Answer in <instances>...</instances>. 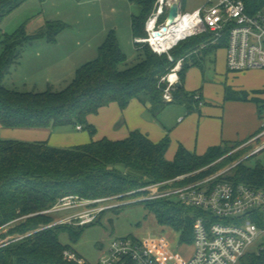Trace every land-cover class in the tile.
<instances>
[{
    "label": "trees",
    "instance_id": "1",
    "mask_svg": "<svg viewBox=\"0 0 264 264\" xmlns=\"http://www.w3.org/2000/svg\"><path fill=\"white\" fill-rule=\"evenodd\" d=\"M30 1L47 0H0V131L1 128L57 130L81 126L93 138L97 130L90 124V117L113 103L125 110L138 100L149 106L154 116L172 103L199 104L194 99L197 94L188 93L184 87L185 75L192 67H201L202 56L226 49L228 44L224 38L212 45L210 35L190 38L170 51L174 61L167 54L154 53L148 45L136 44L139 62L128 67V56L112 31L99 48L97 59L78 69L66 89L23 93L6 88L5 80L20 66L24 47L42 38L56 43L68 28L61 21H48L39 34L28 35L25 26L12 35L5 34L2 29L5 18ZM134 1L142 11L132 20L134 38H147L146 23L158 0ZM246 5L249 13L255 14L264 9V0H246ZM179 62H182L181 86L173 91V102L169 103L164 100L167 84L162 80ZM170 144L169 137L156 144L140 131L132 132L122 141L92 140L71 149L52 147L46 142L5 140L0 135V230L19 222L0 239L11 235L24 237L0 248V264H71L63 258L64 251L71 248L63 246L60 235L65 231L78 233L66 224L43 229L55 219L52 214L41 212L51 210L61 199L71 196L83 200L125 196L203 169L244 143L211 148L203 156L182 146L174 160L168 161ZM220 168L214 167L199 178ZM226 180L264 188V167L257 165L252 169L240 163L234 169V176ZM133 196L138 198L140 194ZM143 203L149 206L160 225L176 230L181 233L182 241L192 243L198 210L166 199ZM241 264H264V254L249 253Z\"/></svg>",
    "mask_w": 264,
    "mask_h": 264
},
{
    "label": "built area",
    "instance_id": "2",
    "mask_svg": "<svg viewBox=\"0 0 264 264\" xmlns=\"http://www.w3.org/2000/svg\"><path fill=\"white\" fill-rule=\"evenodd\" d=\"M182 1L158 0L146 23L148 38H137L135 43L149 44L156 54L164 55L190 38L210 35L212 45L227 38V68L230 72L264 70V9L251 14L247 9L246 0H207L203 6L190 13L183 12ZM177 2L180 3V12L174 25H180V20L189 33L167 51H160L152 43V37L156 33H151L150 25L154 21L152 30L166 26L168 16L162 24L161 20L169 14L172 4ZM170 60L173 61L171 57ZM181 71L182 62H179L162 80L167 84L164 91L166 102H173V91L178 87L177 83H180ZM194 99L203 105L199 94L195 95ZM78 129L82 130V127L79 126ZM263 138L264 125L251 142ZM263 150L264 144L257 148L253 155ZM205 171L203 168L120 197L97 200L66 197L51 210L40 214L50 215L67 209L95 205L96 207L86 209L75 217L59 220L46 228L76 221H80V225H87L95 222L98 214L123 207L125 204L119 201L128 196L142 194L136 202L177 197L186 207L200 212L194 222L193 253L190 258L178 259L175 250L158 238L127 237L114 241L98 264H241L250 249L264 237V188L222 179L221 173L199 178ZM157 244L165 253L159 251ZM256 254H264V245L259 247ZM169 256L172 261L168 260ZM63 258L71 264H91L71 249L64 251Z\"/></svg>",
    "mask_w": 264,
    "mask_h": 264
},
{
    "label": "crops",
    "instance_id": "3",
    "mask_svg": "<svg viewBox=\"0 0 264 264\" xmlns=\"http://www.w3.org/2000/svg\"><path fill=\"white\" fill-rule=\"evenodd\" d=\"M84 1L87 4L92 0ZM128 1L131 7L137 5L134 0ZM134 16L111 17L103 25H95L96 20L94 22L90 16L79 15L77 25L80 29L77 34L67 28L58 36L56 43H49L46 38H42L29 46L25 54L28 55L27 60L23 61L26 66L22 62V66L29 71L22 81L26 85L31 83L35 88L40 83L49 88L58 83L66 84L63 87L69 86L78 69L97 59L99 48L112 31L116 33L121 48V40L128 48L132 40L137 50L132 30ZM226 56L225 48L206 54L201 57V67H192L185 75L186 91L199 94L202 103L204 101L202 106L193 102L172 103L158 116H154L150 107L138 100L132 101L125 110L113 103L90 117V124L97 130L93 138L83 133V128L79 130V126L57 130L1 128L0 135L5 140L46 142L52 147L71 149L87 145L92 140L122 141L132 132L140 131L156 144L166 137L170 138L171 144L166 154L168 161L174 160L182 146L191 153L203 156L211 148L245 144L256 137L264 125V70L240 72L244 73V77H250L255 94L245 99L237 97L236 92H228L227 87L223 86L224 80L227 81L229 77ZM260 85L261 89H258ZM121 119L122 123H118Z\"/></svg>",
    "mask_w": 264,
    "mask_h": 264
},
{
    "label": "rangeland",
    "instance_id": "4",
    "mask_svg": "<svg viewBox=\"0 0 264 264\" xmlns=\"http://www.w3.org/2000/svg\"><path fill=\"white\" fill-rule=\"evenodd\" d=\"M206 2L207 0H183L182 10L183 12L192 13L203 6ZM141 12V8L138 5H134V7H131L128 0H92L87 4L84 0H51L45 5H43L40 1H30L23 4L10 15H8L3 21L2 29L5 34L12 35L22 26H25L26 33L28 35H35L41 33L45 29L46 23L48 21H61L68 25V28L71 32L77 34L80 29V26L77 25V19H79V15L83 17L90 16L91 19L94 20V22L96 20L95 25H103L108 21V19H111V17L120 18L122 15H124L125 17H129L133 14L135 16H139L141 15ZM167 16L168 14L163 17V19L161 20V24L167 18ZM47 17L49 18L47 19ZM50 17H52L53 19H51ZM68 21H70L71 24ZM34 42H32L31 44H33ZM31 44L24 47L22 51V60L20 66L15 69L12 74L5 80L6 88L23 93H44L46 91H49L50 89L52 91H62L66 89L68 86L63 87L66 84L61 83L54 84L50 88L47 85L45 86L44 84L40 83L39 87L36 86L37 88H35L31 83H27L26 85V83L22 81L24 75L29 71L26 67H24V62L28 57V55H25L26 50L29 48V46H31ZM121 45L123 52L128 56V67L137 64L139 62V53L134 48L133 41L131 40L129 42V48L123 40H121ZM143 45L149 46V44ZM167 55H169V58L171 57L173 59V57L170 56V53ZM22 62L24 64L23 66ZM227 72L229 74V77L227 81L226 79L224 80L223 86L224 88L227 87L226 89L228 92H236L237 97L240 96L243 99L247 98L248 95L255 94L252 92L253 88L252 82H250L249 79L250 77H244V75H242L244 73H233L229 70ZM257 83L258 82H256V86H258ZM261 86L262 85H260L258 89H261ZM121 121L122 119L118 123H120ZM83 133L90 134L86 129H84ZM263 144L264 138L256 140L254 142H251L250 140L247 143L236 148L233 152L229 153L223 158L205 167V172L214 167H221L214 174L221 173L223 174L221 178L226 179L234 176V169L240 163H243L245 164V166L252 169H255L257 165H261L264 167V150L253 155L255 150ZM229 145L230 147L233 146V144ZM238 153L239 157H236V154ZM230 157L235 158V160L229 161L228 158ZM119 168L124 169L123 166H119ZM141 196L142 194H140V197ZM165 199L166 198H160L152 201ZM136 200L137 196L136 198L133 196L131 198L126 197L125 199H122L121 201H119V203L125 204L122 208H120L119 210L109 209L98 214L97 220L93 223L80 225V221H76V223L66 224L71 226L74 229L73 231L77 232L78 235H73V232L71 231L62 232V234L60 235L61 243L64 247L71 248V250H73L80 258L91 264H98L101 261L102 257L105 256V254L109 251V248L114 241L127 237H133L136 239H142L145 237L158 238L163 242L168 243L169 246H171V248L175 250L174 253L176 254V257L178 259L185 260L190 258L193 253L192 243L182 241L181 233L177 232L176 230L160 225L155 214L151 212L149 206L143 202H136ZM166 200L174 203H181V201L177 197H170ZM94 207L96 206L94 205L88 208L67 209L60 212H55L52 214L53 218L55 219L54 223L62 219L75 217L78 214L86 211V209ZM18 223L13 222L1 229L0 236L9 233V231ZM23 238L24 237L18 235H11L8 238H1L0 248L20 241ZM262 245H264V237L256 242V244L250 249V253H256L259 247H261ZM157 248L161 253H165L160 245L157 244ZM168 260L172 261V258L169 256Z\"/></svg>",
    "mask_w": 264,
    "mask_h": 264
},
{
    "label": "bare ground",
    "instance_id": "5",
    "mask_svg": "<svg viewBox=\"0 0 264 264\" xmlns=\"http://www.w3.org/2000/svg\"><path fill=\"white\" fill-rule=\"evenodd\" d=\"M180 25H174L173 27H168V31L164 32L162 28L159 30H152L154 27V21L150 25L151 33H156L152 37V43L157 47L160 51H167L173 45L177 44L180 40L187 37L188 30L184 27V24L180 23Z\"/></svg>",
    "mask_w": 264,
    "mask_h": 264
},
{
    "label": "water",
    "instance_id": "6",
    "mask_svg": "<svg viewBox=\"0 0 264 264\" xmlns=\"http://www.w3.org/2000/svg\"><path fill=\"white\" fill-rule=\"evenodd\" d=\"M179 12H180V3L177 2V3L172 4V6L170 7V10H169V14H168L167 24H166V26H164L162 28V30L164 32H167L168 27H170L176 23V20L179 16ZM177 86L180 87L181 83H177Z\"/></svg>",
    "mask_w": 264,
    "mask_h": 264
}]
</instances>
